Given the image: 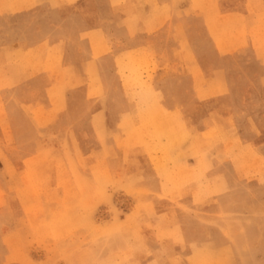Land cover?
I'll return each instance as SVG.
<instances>
[{
    "label": "rangeland",
    "instance_id": "374dc122",
    "mask_svg": "<svg viewBox=\"0 0 264 264\" xmlns=\"http://www.w3.org/2000/svg\"><path fill=\"white\" fill-rule=\"evenodd\" d=\"M33 1L0 0V124L4 125L0 145V234H27L31 240L23 241L24 236L10 240L5 237L0 246L9 247L19 264H35L24 259L30 249L43 251L47 264H74L75 252L93 241L96 245L107 240L114 243L122 230L120 218L130 221L153 217L160 219L157 230L166 232L178 244H183L181 235L187 223L196 236L189 248L188 264H234L238 257L243 264H264L262 242L234 241L236 249L244 251V255H238L232 248L219 249L210 234L217 228L219 217L228 220L226 235L230 231L244 239L252 236L254 230H264V81L255 76L264 71L263 2L246 3V9L252 12L248 20L237 13L243 8L242 2L175 0L176 5L186 1L193 18L191 33L185 38L181 30L174 39L192 46L189 58L196 97L188 114V129L172 119H163L154 109L147 111L146 107L155 105L141 104L143 98L139 97L136 100L141 112L126 120L128 125L141 121L138 128L112 133L95 131L101 144L96 149L97 159L112 161L97 160L89 165L78 147L69 143L72 131H64L59 152L52 143L35 146L38 157L28 161L26 170L17 174L9 161L13 147L7 129V110L15 98L18 100L14 92L23 86H28L31 93L38 92L45 85L39 75L47 74L51 79L46 83L50 86L49 101L62 111L64 91L74 85L69 82L67 86L63 79L71 73L63 66L62 54L26 49L24 44L13 42L18 35L9 27L25 25L24 14L38 3ZM10 12L13 16L9 18ZM20 36L23 39L18 41L30 35ZM94 41L98 43L97 39ZM216 53L221 58L218 71ZM200 60L208 65L207 77L197 64ZM122 64L118 67L126 73L125 85L132 94L151 89L155 67L150 68L135 51L125 53ZM92 71L97 74L95 68ZM97 91L98 97L100 87ZM19 106L28 109L38 122L50 126L56 121L40 109ZM106 140L115 145H105ZM120 152L125 160L115 161ZM137 157L140 160H135ZM136 169L152 170L161 191L149 190L141 176L126 175ZM222 195L229 198L233 210L215 209ZM155 200L169 201L175 209L169 211V216L159 215L151 208L150 202ZM13 205L17 209L12 210ZM133 206L137 208L132 209ZM15 217L21 225L9 231L12 228L8 221ZM118 260L113 259V264H118ZM183 261L179 255L171 260L172 264Z\"/></svg>",
    "mask_w": 264,
    "mask_h": 264
},
{
    "label": "crops",
    "instance_id": "0c3cea01",
    "mask_svg": "<svg viewBox=\"0 0 264 264\" xmlns=\"http://www.w3.org/2000/svg\"><path fill=\"white\" fill-rule=\"evenodd\" d=\"M227 1L242 2L243 8H239L237 13L248 20L252 18V12L247 10L245 5L255 0ZM260 1L264 4V0ZM12 16L10 12L9 18ZM24 19L25 25L15 24L16 26L9 27V31L13 30V33L18 35L13 42L24 44L26 49L40 48L62 54L63 66L71 73L65 75L63 79L67 86L69 82L74 85L64 91L65 110L62 111L49 101L50 86L46 83L51 79L47 74L39 75L40 82H44L45 85H41L38 92L31 93L28 86L14 92L18 100L15 98L13 102H18V105L12 103L7 110V129L13 147L9 161L17 174L26 170L28 161L38 157L34 152L35 146L46 147L52 143L59 152V146L64 144V131H72L73 138L68 137V141L72 146L78 147L81 156L89 165L97 160L112 161L113 159H97L96 149L101 144L96 138L95 131L100 129L112 133L126 128H138L141 121H132L131 125H128L129 122L126 120L141 112L136 100L139 97L143 98L139 103L155 105L146 107L147 111L154 109L163 119H172L174 123L183 124L185 129L191 126L188 114H191L192 99L196 97L192 89L193 63L189 58L192 46L190 42H187V45L186 42L182 44L174 40L175 35L181 30L185 38L187 33L192 31L193 18L186 1L176 5L175 0H38V3L24 14ZM201 24L206 30L205 22ZM21 34L30 36L28 39L24 37L25 40L18 41L23 39ZM95 39L98 41L97 44ZM132 51L137 52L150 68H156L152 73L151 89L136 91L133 94L125 85L126 73H122L118 67L119 64L123 65L125 53ZM220 62L221 58L216 53L217 71ZM197 64L202 67L207 77L209 70L207 63L200 60ZM94 68L97 74L90 73ZM255 76L264 81V71ZM99 87L101 95L97 97ZM132 98L134 100H131ZM19 104L32 110L40 109L44 112L43 115L55 117L56 121L50 126L43 121L38 122L29 115L28 109H22ZM3 128L4 125L0 124V145ZM49 135L54 138H50ZM105 145L115 143L106 140ZM117 158L119 161L125 160L122 152L116 153L115 161ZM141 158L145 159L144 156ZM137 159L140 160L138 157L135 160ZM134 171H127L126 175L129 173L141 176L149 190L158 193L161 191L152 170ZM225 197L222 195L218 198L215 207L217 211L234 209L233 204L227 201L229 198ZM150 204L152 209L159 211L157 212L159 215L169 216V211L175 209L173 203L165 200H155ZM185 204L191 205L190 202H184ZM11 209H17L16 205ZM226 221L228 220L225 218H217V228L210 230L219 249L232 248L235 253L241 255L244 251L237 250L238 246L233 245L234 241H257L264 244V230L262 233L254 230L252 236L244 239L231 235L230 231L226 235ZM119 222L122 230L114 243L110 244L107 240L96 245L93 241L87 248L75 252L74 264L80 262L113 264L116 257L119 259L118 264H159L160 260L161 264H172L171 260L177 255L183 258V264H188L186 260L189 248L195 242L196 236L188 229L187 223L184 224L181 235L183 244H178L169 234L166 232L161 234L157 230L159 218L148 217L128 221L122 217ZM125 222L127 225L124 228ZM19 225L20 220L16 217L8 221V226L12 228L9 231ZM203 233H200V241H203ZM21 236H24L25 242L30 240L27 234L8 232L0 234V242L5 237L10 240ZM14 256L15 253L9 247L0 246V264H19L13 259ZM26 258V263L33 261L35 264H47V256L43 251L30 249L27 255L25 253L24 259ZM79 258L80 260H75ZM234 264L243 263L238 257Z\"/></svg>",
    "mask_w": 264,
    "mask_h": 264
}]
</instances>
